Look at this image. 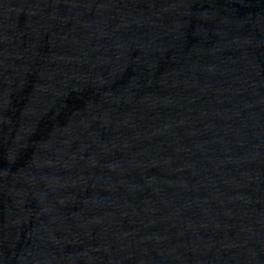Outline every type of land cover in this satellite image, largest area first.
Returning <instances> with one entry per match:
<instances>
[{
  "label": "water",
  "instance_id": "95a60500",
  "mask_svg": "<svg viewBox=\"0 0 264 264\" xmlns=\"http://www.w3.org/2000/svg\"><path fill=\"white\" fill-rule=\"evenodd\" d=\"M0 264H264V0H0Z\"/></svg>",
  "mask_w": 264,
  "mask_h": 264
}]
</instances>
